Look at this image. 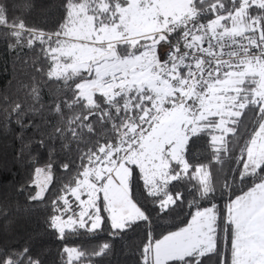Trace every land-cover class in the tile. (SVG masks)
Returning <instances> with one entry per match:
<instances>
[{
    "label": "snow or ice",
    "instance_id": "obj_1",
    "mask_svg": "<svg viewBox=\"0 0 264 264\" xmlns=\"http://www.w3.org/2000/svg\"><path fill=\"white\" fill-rule=\"evenodd\" d=\"M36 7L0 0V42L59 85L0 96L30 169L12 181L22 204L0 196V264H46V232L54 264H264V0H60L51 29L28 23ZM18 217L37 220L23 244Z\"/></svg>",
    "mask_w": 264,
    "mask_h": 264
},
{
    "label": "trees",
    "instance_id": "obj_2",
    "mask_svg": "<svg viewBox=\"0 0 264 264\" xmlns=\"http://www.w3.org/2000/svg\"><path fill=\"white\" fill-rule=\"evenodd\" d=\"M60 0H35L37 5L36 9L28 17V23L39 25L51 29L56 20L60 16V11L57 10L54 5L58 4ZM23 55V54H21ZM33 54L31 52L27 53L25 59L31 60ZM36 76V79L40 80L42 84H46L42 89V97L47 101L51 93L56 90L59 85L55 82L46 81L42 78L40 74H34L30 68L22 66L17 55H14L5 45V43L0 42V96L8 94L16 100L30 103L26 99L24 90L20 88V81L25 83L30 82V77ZM0 107H3L0 104ZM15 128V125H12L11 128L3 129V115L0 113V196H7L12 198L13 201H19L23 203L24 197H16L15 193L12 191V181L22 182L24 179L29 178L30 169L26 168L25 164L14 159V153L18 145L14 144L12 137L15 135V132L12 130ZM58 147V145H57ZM190 153L198 155L202 160H205L209 155L205 141H197L196 143L190 144ZM42 159L47 160L48 154L46 152L42 153ZM59 160H66L62 153L58 156ZM67 174L64 173L59 168L54 170V182L50 186V192L46 194L50 200L54 195L57 194L61 185L66 181ZM244 186L237 185L235 188L234 194H241ZM229 193L223 199L217 196V203L221 208H223L225 201L228 199ZM15 206V203L13 204ZM44 213H41L40 216L43 217ZM184 215H181L176 218H169L163 223L179 224L181 220L185 219ZM18 223L16 225L15 238L10 240V243L23 244L28 237V235L37 228L36 218L28 220L26 218H17ZM3 220H0V229L5 227ZM40 227H43L42 225ZM100 240L104 239V235L99 234ZM99 241H86V243H97ZM69 244L73 243L72 240L68 241ZM75 243H81L80 240H76ZM62 246V242L56 238L55 233L46 232L42 238L36 242L37 250H45L46 255V264H54L57 261V252ZM113 264H135V257L125 254L118 255L113 259Z\"/></svg>",
    "mask_w": 264,
    "mask_h": 264
}]
</instances>
